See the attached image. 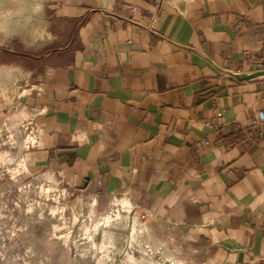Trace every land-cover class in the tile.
<instances>
[{
    "label": "crops",
    "instance_id": "obj_1",
    "mask_svg": "<svg viewBox=\"0 0 264 264\" xmlns=\"http://www.w3.org/2000/svg\"><path fill=\"white\" fill-rule=\"evenodd\" d=\"M0 70L27 176L191 264H264V0H0Z\"/></svg>",
    "mask_w": 264,
    "mask_h": 264
},
{
    "label": "rangeland",
    "instance_id": "obj_2",
    "mask_svg": "<svg viewBox=\"0 0 264 264\" xmlns=\"http://www.w3.org/2000/svg\"><path fill=\"white\" fill-rule=\"evenodd\" d=\"M18 82L0 70V264H126L127 254L142 257L138 247L157 264H191L173 245L150 243L115 202L103 212L93 206L78 211L49 179L27 176L12 116ZM116 214L127 219L126 230L103 227ZM132 226L138 234L130 249ZM102 229L115 237L111 245L102 244Z\"/></svg>",
    "mask_w": 264,
    "mask_h": 264
},
{
    "label": "bare ground",
    "instance_id": "obj_3",
    "mask_svg": "<svg viewBox=\"0 0 264 264\" xmlns=\"http://www.w3.org/2000/svg\"><path fill=\"white\" fill-rule=\"evenodd\" d=\"M45 191V190H44ZM121 210L128 212V205L127 203H122L121 204ZM128 226V221L126 218H122L120 215L116 214L114 217H106L104 219L103 227L108 228V227H113V228H120L122 230H126ZM137 231L135 230V227L132 228L131 231V242H130V249H133L134 246H136V235ZM101 236H102V244L104 242H110V245L112 244L111 242L114 240L115 237H113V234L109 231H106L105 229L101 230ZM104 245V244H103ZM109 245V244H108ZM107 245V246H108ZM102 246V245H101ZM106 245H104L105 247ZM138 251L141 253L142 257L140 258H134L132 255L127 254L125 257V262L126 264H157L150 259L147 258V252L140 247H138ZM101 257V256H100Z\"/></svg>",
    "mask_w": 264,
    "mask_h": 264
},
{
    "label": "built area",
    "instance_id": "obj_4",
    "mask_svg": "<svg viewBox=\"0 0 264 264\" xmlns=\"http://www.w3.org/2000/svg\"><path fill=\"white\" fill-rule=\"evenodd\" d=\"M21 130L23 132V134L25 135V137H28L31 135L32 132V127L29 121L25 122L22 126H21Z\"/></svg>",
    "mask_w": 264,
    "mask_h": 264
}]
</instances>
